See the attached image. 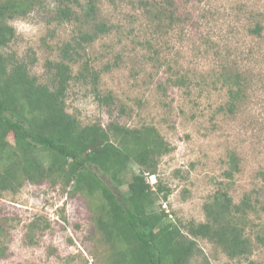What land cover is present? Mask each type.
Returning a JSON list of instances; mask_svg holds the SVG:
<instances>
[{"label": "rangeland", "instance_id": "1", "mask_svg": "<svg viewBox=\"0 0 264 264\" xmlns=\"http://www.w3.org/2000/svg\"><path fill=\"white\" fill-rule=\"evenodd\" d=\"M144 1L96 0L94 17H87V0H41L27 17L11 21L16 37L6 52L28 62L44 81L47 61L60 60L65 44L74 47L81 33H94V23H105L107 33L78 49L74 74L88 62L100 72V95L111 92L115 104L108 110L91 83L72 81L68 112L84 125L157 128L173 151L148 181L154 187L161 180L169 188L168 199L161 194L155 209L165 210L182 228L206 222L204 206L221 187L237 204L251 194L258 205L247 225L252 255L231 259L197 239L202 253L192 264H264V243L258 240L264 237V39L248 31L253 15L264 13V0H177L181 22L162 29ZM66 7L73 14L64 21L58 16ZM225 67L248 79L245 104L235 116L220 113L228 95L216 80ZM231 154L240 161L233 179L226 177ZM139 171L129 163L121 198ZM71 193V187L45 181L0 195V264H105L109 245L97 230L91 201Z\"/></svg>", "mask_w": 264, "mask_h": 264}, {"label": "trees", "instance_id": "2", "mask_svg": "<svg viewBox=\"0 0 264 264\" xmlns=\"http://www.w3.org/2000/svg\"><path fill=\"white\" fill-rule=\"evenodd\" d=\"M87 2L86 16L94 17L96 0ZM142 4L146 12H154L150 14L158 29L181 22L177 0H146ZM39 5L41 0H0V195L17 194L28 182L41 185L50 181L71 187V195L81 194L91 201L97 230L109 245L105 264H192L201 252L197 239L221 248L231 259L249 258L254 244L247 234L248 217L258 212L251 194H245L237 204L227 188L217 189L204 206L206 222L190 221L183 230L165 210L155 209L160 195L168 199L171 191L161 180L153 187L148 177L157 175L161 158L173 151L157 128H128L117 122L107 127L99 122L84 125L68 112L72 81L91 83L99 103L108 110L115 104L111 92L100 95V72L91 70L88 62L74 74L78 49L107 33L105 23H94V33H81L74 47L65 44L60 60L47 61L44 81L32 74L28 62L6 52L16 37L11 21L27 17ZM72 14L66 7L58 18L70 20ZM252 18L249 33L264 39V13ZM218 77L216 81L228 95L220 113L235 116L245 104L248 79L242 71L226 67ZM230 159L226 177L233 179L240 161L236 154ZM131 162L140 171L128 179L129 192L121 198L118 193L127 182ZM258 240L264 243V237Z\"/></svg>", "mask_w": 264, "mask_h": 264}, {"label": "built area", "instance_id": "3", "mask_svg": "<svg viewBox=\"0 0 264 264\" xmlns=\"http://www.w3.org/2000/svg\"><path fill=\"white\" fill-rule=\"evenodd\" d=\"M150 177L152 178V176H150ZM153 177H154V176H153ZM155 182H156V180H155ZM155 182H154V183H155Z\"/></svg>", "mask_w": 264, "mask_h": 264}]
</instances>
